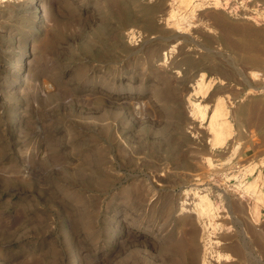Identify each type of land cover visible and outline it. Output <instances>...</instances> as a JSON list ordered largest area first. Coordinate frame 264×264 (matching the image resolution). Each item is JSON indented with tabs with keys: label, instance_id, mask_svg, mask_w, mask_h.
<instances>
[{
	"label": "rangeland",
	"instance_id": "1",
	"mask_svg": "<svg viewBox=\"0 0 264 264\" xmlns=\"http://www.w3.org/2000/svg\"><path fill=\"white\" fill-rule=\"evenodd\" d=\"M263 64L264 0H0V264H264Z\"/></svg>",
	"mask_w": 264,
	"mask_h": 264
},
{
	"label": "bare ground",
	"instance_id": "2",
	"mask_svg": "<svg viewBox=\"0 0 264 264\" xmlns=\"http://www.w3.org/2000/svg\"><path fill=\"white\" fill-rule=\"evenodd\" d=\"M242 49L245 50L244 61L247 62V64L255 65V66H261L262 65L263 62L261 61V59L258 55V52L260 50L259 45H258V38H252V39H247L246 41H243ZM190 240L191 241L193 240L192 237ZM173 246H174V247H172V248H174L173 250H176V253H177V258L174 259V261H175L174 264H181L180 256L181 257L186 256V258H188L190 260L189 264H196L195 250L191 246L190 243H186V242L179 239L175 242V244Z\"/></svg>",
	"mask_w": 264,
	"mask_h": 264
}]
</instances>
